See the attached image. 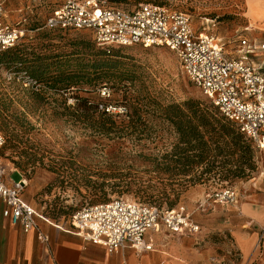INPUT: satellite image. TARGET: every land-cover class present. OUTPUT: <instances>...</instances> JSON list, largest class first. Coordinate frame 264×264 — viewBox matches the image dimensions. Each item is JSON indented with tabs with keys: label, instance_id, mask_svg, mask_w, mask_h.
<instances>
[{
	"label": "rangeland",
	"instance_id": "374dc122",
	"mask_svg": "<svg viewBox=\"0 0 264 264\" xmlns=\"http://www.w3.org/2000/svg\"><path fill=\"white\" fill-rule=\"evenodd\" d=\"M102 1L126 10L157 3L186 13L196 31L216 35L228 51L247 26L242 0ZM0 4L5 21L24 34L18 51L0 52V132L6 139L0 161L9 180H27L26 200L65 224L86 206L118 198L162 210L184 206L201 234L150 233L152 240L160 247L183 243L224 259L222 264H241L219 223L210 226L215 209L199 207L215 205L213 196L222 188L243 191L264 183V152L244 138L250 145L244 154L224 139L218 155L214 137L201 129L211 146L208 160L198 163L195 151L187 152L194 162L181 157L191 144L182 140L176 122L195 123L191 110L221 115L182 73L176 55L165 47L102 48L89 32L50 29L55 0ZM67 77L76 83L58 81Z\"/></svg>",
	"mask_w": 264,
	"mask_h": 264
},
{
	"label": "built area",
	"instance_id": "2783aa9c",
	"mask_svg": "<svg viewBox=\"0 0 264 264\" xmlns=\"http://www.w3.org/2000/svg\"><path fill=\"white\" fill-rule=\"evenodd\" d=\"M55 2L56 8L47 22L50 29L89 32L102 48L138 45L172 51L189 81L245 139L264 152V72L251 61L264 53V44L251 43L240 35L237 46L228 51L216 35L196 31L188 14L157 3H140L133 10H126L108 6L102 0ZM23 35L5 21L0 4V52L15 47ZM5 144L0 132V149ZM7 176V168L0 161L3 216L25 232L36 231L42 236L39 223L56 222L25 200L27 180L21 176L18 182L9 184ZM213 202L222 208L235 206L239 202L238 190L222 188L214 194ZM199 208L204 209L203 204ZM71 228L72 233L109 252L131 248L138 253L156 250L150 233L195 237L202 232V226L184 206L162 210L125 198L84 207L72 217Z\"/></svg>",
	"mask_w": 264,
	"mask_h": 264
},
{
	"label": "crops",
	"instance_id": "0c3cea01",
	"mask_svg": "<svg viewBox=\"0 0 264 264\" xmlns=\"http://www.w3.org/2000/svg\"><path fill=\"white\" fill-rule=\"evenodd\" d=\"M242 1L247 26L241 35L251 43L263 45L264 0ZM251 61L264 72V53L252 57ZM7 181L9 184L15 182L8 178ZM254 187L237 189L239 202L235 206L212 205L210 210L203 206V211L215 209L208 217L210 226L219 223L230 246L240 256L241 264H264V183ZM4 209L5 204L0 200V264H222L224 260L217 261L212 254L188 248L183 243L160 247L158 241H154L156 250L152 252L138 253L131 248L109 252L72 233L71 224L63 222H40L39 231L46 238L44 240L39 232H25L21 226L12 225L3 216ZM213 230L210 228L208 232ZM149 238L152 239L151 235Z\"/></svg>",
	"mask_w": 264,
	"mask_h": 264
},
{
	"label": "trees",
	"instance_id": "16d2710c",
	"mask_svg": "<svg viewBox=\"0 0 264 264\" xmlns=\"http://www.w3.org/2000/svg\"><path fill=\"white\" fill-rule=\"evenodd\" d=\"M16 47V46H15ZM18 51L17 48H11L10 52ZM108 67L102 66L101 69ZM60 82L66 83L71 86L73 83H76V78L67 77L64 79L58 80ZM193 116L196 118V122L187 121L184 122L180 120L176 122V126L178 128L179 133L182 136V140H184L189 145L191 144V149L182 153V156L186 162L189 161L194 162L193 158L187 156V152H194V159L196 158L198 163L204 164L210 155L211 146H209L208 142L205 141V138L201 132V129H206L207 134L211 135L214 140L212 143L216 145L215 150L218 152V155H221L224 150L220 147L221 141L225 139H230L231 143L226 142V145L230 144L233 149L240 150L244 154H247L250 150V145L244 139L245 137L235 128V126L227 121L224 117L217 116L215 113L211 112L209 109L203 110H191ZM229 140V141H230ZM248 141V140H247ZM235 152H231L229 155H234ZM191 158V160L189 159ZM180 160V159H179ZM186 165H189L187 164Z\"/></svg>",
	"mask_w": 264,
	"mask_h": 264
}]
</instances>
